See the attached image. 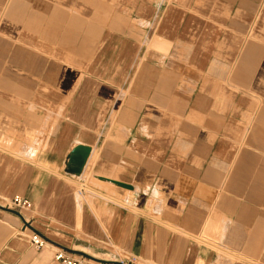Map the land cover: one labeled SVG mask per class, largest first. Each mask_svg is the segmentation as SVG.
Returning a JSON list of instances; mask_svg holds the SVG:
<instances>
[{"label":"crops","instance_id":"obj_1","mask_svg":"<svg viewBox=\"0 0 264 264\" xmlns=\"http://www.w3.org/2000/svg\"><path fill=\"white\" fill-rule=\"evenodd\" d=\"M0 206V264H264V0H0Z\"/></svg>","mask_w":264,"mask_h":264},{"label":"built area","instance_id":"obj_2","mask_svg":"<svg viewBox=\"0 0 264 264\" xmlns=\"http://www.w3.org/2000/svg\"><path fill=\"white\" fill-rule=\"evenodd\" d=\"M11 205L17 209H28L30 207V204L27 200L19 198V197H14L10 201ZM10 205V206H11ZM30 244L33 246L35 249H41L43 246V240L37 236L36 234H33L30 239ZM55 260L58 261L61 264H87L88 260L83 258V257H75L72 256L71 254L60 251L55 254Z\"/></svg>","mask_w":264,"mask_h":264},{"label":"water","instance_id":"obj_3","mask_svg":"<svg viewBox=\"0 0 264 264\" xmlns=\"http://www.w3.org/2000/svg\"><path fill=\"white\" fill-rule=\"evenodd\" d=\"M88 153H89V149L86 147H82V146H78L72 151L69 157V163L71 165L70 171L72 173L78 174L79 172H81V168L83 164L85 163ZM0 208H3V207L0 206ZM64 250L69 254L79 255L80 257H83L85 259L98 261L94 257H91L90 255H87L83 252H79V251H75V250L67 249V248ZM114 264H123V263L116 262Z\"/></svg>","mask_w":264,"mask_h":264},{"label":"rangeland","instance_id":"obj_4","mask_svg":"<svg viewBox=\"0 0 264 264\" xmlns=\"http://www.w3.org/2000/svg\"><path fill=\"white\" fill-rule=\"evenodd\" d=\"M88 170V167L87 168H85V171H87ZM93 177V175L91 174V172L89 171V172H86L84 175H83V180H80L78 183H76V185H75V187H76V196H77V200H78V202L80 203V204H82V203H87V200H88V195H90V193H91V190L89 189V187H88V182L90 181L89 180V178H91V177ZM10 202V201H9ZM2 204V203H1ZM9 205H11V203H9ZM7 206H8V204H7ZM11 208H13V209H17V208H15V207H13L12 205L10 206ZM22 210V209H21ZM105 249H107L106 251H107V253H109V254H113V253H115V250H113L112 248H110V247H108V246H106V248ZM83 251H85L86 253H87V249L85 248V249H83ZM88 261H91L90 259H88ZM121 263H123V264H129V263H125V262H121ZM130 264H134V263H130Z\"/></svg>","mask_w":264,"mask_h":264},{"label":"bare ground","instance_id":"obj_5","mask_svg":"<svg viewBox=\"0 0 264 264\" xmlns=\"http://www.w3.org/2000/svg\"><path fill=\"white\" fill-rule=\"evenodd\" d=\"M71 166V165H70Z\"/></svg>","mask_w":264,"mask_h":264}]
</instances>
